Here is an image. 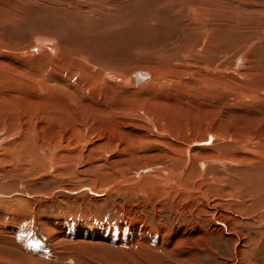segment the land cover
Returning <instances> with one entry per match:
<instances>
[{
	"label": "rangeland",
	"instance_id": "rangeland-1",
	"mask_svg": "<svg viewBox=\"0 0 264 264\" xmlns=\"http://www.w3.org/2000/svg\"><path fill=\"white\" fill-rule=\"evenodd\" d=\"M16 1L24 5L29 0ZM30 1V5L34 7L49 8L40 12L39 9L34 10L37 13L34 21L46 27L47 35H43L45 39L55 40L56 44L60 41L73 52L96 56L97 59L107 61L126 74L136 69H144L146 72L172 67L181 69L178 72L182 74H186L188 70L198 71L201 62L206 64L205 61L201 59L200 62V57L195 55L194 57L191 55L194 59L191 58L185 53L184 48H190L187 37L201 34L198 31H203V28L199 29L192 24L195 32L193 29L190 30L193 28L190 26L191 19L197 15L186 14L185 7L194 4L196 13L203 16L202 19L212 17L210 25L213 27H210L214 33L216 32L214 27L222 22L219 13V9L221 11L222 8L207 4L203 0ZM2 11L0 8V12ZM29 19L36 27V23ZM8 20L18 26V30L24 28L32 32L31 34L35 31L29 30L28 20L23 23V19L17 16ZM234 23H231L232 26L227 25L228 28L226 26L225 30L229 32L233 28L232 32L238 33L239 31L235 30L238 23L235 21ZM15 25L13 26L16 28ZM206 25L209 26V23ZM161 31H164L170 40L163 39ZM228 35L229 42L234 40L232 42L234 46H237L235 45L237 42L239 44L246 42V37L242 34L235 36L230 30ZM230 36L234 38L231 39ZM17 39L16 41L21 44L24 42ZM181 39H185V43L182 40L181 44ZM35 44L36 41L27 47L28 53H31L30 48ZM86 44L91 46L88 51L86 47H82ZM27 45L28 40L22 47L25 48ZM45 49L47 50L46 47L40 49L38 53L46 51ZM170 53L178 55V58L174 56L177 59H168L172 56ZM260 57L262 58L261 54ZM168 60H171V63ZM196 60L198 62L195 63ZM182 69L187 71L183 72ZM154 76L155 73L150 74L152 81L155 79L159 82ZM131 79L135 80V77L131 76ZM222 79L232 83L231 79ZM183 80L189 81L187 78ZM150 83L136 87L142 88L143 94L136 95L137 99L143 102L145 97L150 99L157 97L162 99L161 103L171 100L172 103L162 105L153 102L154 105H148L140 110L141 117L136 119L145 124L140 130L147 134L153 133L148 137L147 134L142 135L143 141L132 142L136 144L133 145L134 150L126 151L114 143L113 147L105 150L84 154L87 150L83 149L77 158L63 159L60 156L64 154V149H73V146L61 144L63 149L55 153L57 155L53 163L55 168L51 163L49 167L46 154L42 157L36 156V162L32 161V164L22 162V165L12 169L7 167L8 164L2 163L6 168L0 166V264H264V223L260 225L259 219L249 220L247 227H236L235 230L241 235L244 234L242 237L246 239V246L238 255L235 247L239 241L228 240L217 233L209 236L207 243H200L198 239L191 242L183 241L176 238V234L180 228L192 227L191 223L196 219L189 215L191 212L185 214L181 212L192 208V198L184 195L186 198L182 200L183 196L179 192L175 193L171 187H160L156 178L147 177L141 180L139 177V174L151 167H166L173 164H177L175 176H178L182 163L173 157L172 152L175 149L167 147L168 139L174 137L173 135L181 138L183 136L181 130L184 127L198 128L211 125L218 129H214L215 133L221 132L220 137L236 140L240 146L230 151L228 161L231 163H227L226 166L218 165L214 156L210 157V161H207L208 170L200 173L202 177H206L211 171L220 170V174L225 173L224 177L230 174L227 177L232 176L236 179L238 177L234 174L239 172L241 167H245L242 172L251 178L253 184L250 183V186L254 185L255 192L263 193L264 104L255 103L256 101L239 104L225 95L221 96L220 100L214 95L207 96L191 90L192 86L189 84L182 93L173 77H169L168 84L158 90L146 92ZM133 98L134 96L130 101L128 99L127 103H132ZM187 99L190 103L184 102ZM173 100H182L185 104L181 103L180 107L175 108ZM138 102L136 104H139ZM169 105L172 107L169 108ZM159 106L167 107L164 109L165 113L169 109L170 113L176 109V116L169 113V117L182 124L164 121L165 130L160 133ZM145 112L152 116V119H149L148 115L145 116ZM1 113L4 116L5 110ZM22 131L21 126L19 129L15 127L11 137ZM188 131L189 135L193 134L189 129ZM213 136L211 142L218 143L214 147L218 148L215 149L218 152L216 157H226L228 154L222 147L223 142ZM243 137L246 138L243 140ZM197 144L194 145L195 148L203 146L201 143ZM48 148L47 144L43 146L45 150ZM46 153L50 159L48 150ZM58 157L64 165L57 163ZM211 174L219 176L217 173ZM244 190L246 189L243 188L237 193L241 194ZM199 221L198 234L213 223L209 216ZM191 232L194 237L196 232L193 229Z\"/></svg>",
	"mask_w": 264,
	"mask_h": 264
},
{
	"label": "bare ground",
	"instance_id": "bare-ground-1",
	"mask_svg": "<svg viewBox=\"0 0 264 264\" xmlns=\"http://www.w3.org/2000/svg\"><path fill=\"white\" fill-rule=\"evenodd\" d=\"M29 1L26 2L27 4L22 5L17 3L16 0H0V8L3 10L0 12V122L2 121L0 125V166L5 163L8 164L7 167L12 169L22 165V162L32 164V161L36 162V156L42 157L45 154L49 164L53 165L55 156H57L55 153L57 154V151L63 149L61 144L67 147L73 146V149H64V154L60 156L63 159L65 157L77 158L83 149L87 150L84 154L105 150L113 147L114 143L126 151L134 150L133 145L136 144H132V142L143 141L144 136L142 135L147 134L145 131L140 130L145 124L136 119L141 117L140 110L153 104V102L156 104L162 102L160 98L153 97L150 99V97H145L146 95H144V101L141 102L140 99L136 98V95L143 96L142 88L136 87L151 82L146 92L158 90L168 84L169 77L175 79L182 93L190 85L192 86L191 90L207 96L214 95L220 100L221 96L225 95L228 99H232V101L239 104L254 101L258 104H264V0H203L207 4L222 8L220 11L216 7L221 13L220 21L222 20V22H218V26L214 27L216 29L215 33L212 32L210 27H213V25H210L212 17L202 19L203 16L196 13L194 4L187 5L185 7L186 14L195 13L197 15L191 19L190 26L192 24L196 25L199 29L203 28V31H198L201 34L197 36L186 38L190 48L185 47L184 51L190 56H199L200 62L203 59L206 64L201 62L202 65H199L201 66L199 70L194 72L184 69L187 71L186 74L178 72L181 69L179 70L177 67L170 69L157 68L146 72L143 71L144 69H136V71L126 74L119 71L118 68H114L110 63L108 64L107 61L97 59L96 56L73 52L60 41L59 44H56L55 40L49 41L51 39H45L43 36L47 35L45 32L47 31L45 30L46 27L34 21L37 14L34 11L35 9H39L40 12L49 8L34 7L30 5L31 1ZM197 9L199 10V8ZM122 15L124 16V14ZM15 16L22 18L23 23L31 18L36 23L35 27L33 22L30 19L28 20L29 30L35 29L33 34L24 30V28L18 30V26L8 20ZM184 18L186 17L184 16ZM234 21L238 23L236 24L238 28H235V30L246 37V42L240 44L235 37L237 42L235 45L237 46L232 44L234 40L229 42L228 33L231 30L232 35L239 34L233 33V28L228 29L229 32L225 30V27L229 24V26H232L231 23H234ZM207 22L209 26L206 25ZM192 29L194 31V26L190 28L191 31ZM171 34L173 35V33ZM166 35L164 31H161V36L167 40L169 37ZM17 38L24 42L22 44L17 42ZM27 40L28 45L23 48ZM182 40L185 39L180 41ZM35 41L36 44L30 48L31 53H28L27 47L33 45ZM183 41L180 43L182 44ZM45 47L47 50L45 49L46 51L39 54L40 49ZM82 47H86L88 51L91 46L86 44ZM174 51L176 50L174 49ZM171 55L168 59L172 60V58H175L174 56H178ZM192 56L191 58L194 57ZM196 62L198 61L196 60ZM192 64H194V61ZM230 64L231 66H229ZM185 66L188 67V65ZM190 66L192 65L190 64ZM172 69L177 70V72ZM184 70L183 72H186ZM152 73H155L154 77H157L159 82H156L155 79L152 81L150 77ZM131 76L135 77V80L131 79ZM184 78L189 79V81H184ZM222 78L231 79L232 83ZM132 96H134L132 103L128 104V99L130 101ZM171 101L163 103L170 104ZM137 102L139 104H136ZM173 102L176 108L181 106L182 100H173ZM184 102L190 103V100L187 99ZM184 102L182 104H185ZM163 103L161 104L163 105ZM170 106L172 107V105L168 107L170 108ZM166 108L160 107L161 116L158 118L160 133L165 130L164 121L182 124V122L172 120L169 117L170 109L169 112L165 113L164 109ZM172 109L174 110V108ZM4 110L5 113L2 116L3 113L1 112H4ZM145 113V116L148 115L147 117L152 119V116L147 112ZM176 113L177 110L175 109L170 114L176 116ZM19 126L23 131L11 137L15 127L19 129ZM188 129L193 134L190 133L191 135H189ZM214 129L218 130L211 125L198 128L189 126L181 130V133H183L181 138L173 135L174 138L169 135L171 138L168 139L169 145L167 147L175 149L172 155L177 162L182 163L178 176H175L177 164H173L166 167H151L139 174V177L141 180L147 177L156 178L160 187H171L175 190V193L179 192L183 196L182 200H184V197L186 198L184 195L192 198L193 201L190 200L193 202L192 208L181 212L184 214L191 212L189 215L196 219L191 223L192 227H189V229L186 227L180 228L176 238L189 242L198 239L200 243H207L208 237L213 233H217L225 236L228 240L239 241L235 247L238 255L246 246V239L244 236L242 237L244 234L241 235L235 229L239 226L247 227L251 219H259L260 225L264 223V192H255L254 185L250 186V183L253 184L251 178L246 177L247 174L245 176L242 172L245 167H241L238 170L239 172L234 174L238 177L236 179H233L232 176L227 177L230 174L224 177L225 173L220 174V170L218 172H215L216 170L211 171V173H217L219 176L215 175V177L209 173L206 177H202L200 173L208 170L207 166L209 164L207 161H210V157L214 156L213 158L216 159L218 165L226 166L227 163H231V161H228L230 151L240 146L236 140L220 137L221 132L215 133ZM150 134H147V137ZM211 134L223 142L224 146L222 147L225 149V153L228 154L226 157H216L218 152L215 150L217 147L215 149L214 147L218 143L216 141L211 142V136L214 137ZM149 138L151 137L149 136ZM245 138L243 137V140ZM208 139L209 141H207ZM197 143H201L203 146L195 148L194 145ZM45 144L49 145L46 150L51 155L50 159L46 150L43 149ZM248 144L245 146L248 147ZM115 149L118 150V148ZM60 157H58L57 163L64 165L61 164ZM4 165L2 167L6 168ZM52 167L55 168L54 165ZM255 167L258 168L257 165ZM241 186L246 190L239 194V191L243 189L239 188ZM172 189L171 191H173ZM208 216L212 218L213 223L211 226H207L206 229L204 228L201 234H198L200 231L198 221ZM182 219H184V215ZM190 228L196 232L194 237L191 235L192 229Z\"/></svg>",
	"mask_w": 264,
	"mask_h": 264
}]
</instances>
